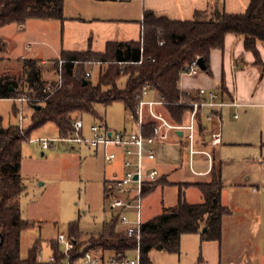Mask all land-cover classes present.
Returning a JSON list of instances; mask_svg holds the SVG:
<instances>
[{
    "label": "trees",
    "instance_id": "obj_1",
    "mask_svg": "<svg viewBox=\"0 0 264 264\" xmlns=\"http://www.w3.org/2000/svg\"><path fill=\"white\" fill-rule=\"evenodd\" d=\"M207 13L208 10H197L190 20H173L145 10L140 40L109 41L103 51L63 49L54 64L58 79H43L42 63L37 58L23 59L21 88L14 76L0 77V98L17 99L25 95L31 106H40L33 108L32 124L25 129L19 125L3 126L0 118V264H63L66 258L58 239L50 241L53 260H40L37 243L28 257L20 255L21 233L30 226L20 207L25 189L22 146L32 129L54 122L60 137L74 135L73 123L80 114L101 119L98 105L106 108L115 101L122 102L129 114L134 115L145 87L170 102L181 97L187 99L188 95L179 87L182 71L195 58L202 57L207 66L204 71L209 72L211 52L224 48L228 34L244 37L245 48L255 54V63L264 71L257 48V40L264 41V0H250L243 13H228L222 7L210 15ZM31 18L64 21V0H0V28L11 23L24 25ZM5 51L6 44L0 37V61ZM60 60H63L61 67ZM92 62L100 63L95 81L85 68ZM123 77L126 83L121 87ZM188 108L171 103L168 112L172 120L182 122ZM162 181L148 183L144 194L167 183ZM194 184L202 192V201L189 203L180 189L176 206L164 208L143 221L140 257L144 264L150 263L152 250L179 253L183 234L201 233L207 240L221 238L222 217L230 211L221 201L225 186L221 162L213 164L209 181ZM69 236L75 245L73 257L93 249L122 259L137 247L136 238L126 236L117 215L105 221L102 229L90 234L84 243L77 245L82 237L77 222L70 223Z\"/></svg>",
    "mask_w": 264,
    "mask_h": 264
},
{
    "label": "rangeland",
    "instance_id": "obj_2",
    "mask_svg": "<svg viewBox=\"0 0 264 264\" xmlns=\"http://www.w3.org/2000/svg\"><path fill=\"white\" fill-rule=\"evenodd\" d=\"M136 2V0H64V15L69 18L67 22L31 18L24 25L11 23L1 27L0 36L11 43V47L5 51L4 59L0 61V77L14 76L21 88L24 58L45 59L47 62L42 66L51 68L60 57L63 46L80 43L78 41L80 33L77 34L75 28L77 23L70 18L99 17L110 9L123 10L130 3ZM219 8L221 9L219 5L212 6L207 14L210 15ZM98 64L92 62L85 65L93 81L98 78ZM43 72L49 81L54 76L60 78L58 72L46 74ZM125 83L126 77H123L119 84L123 87ZM97 109L101 119L89 114L83 116L80 114L78 117L84 123L82 142L60 139L58 126L54 122H47L32 129L29 139L23 143L21 174L25 189L20 196V207L22 217L30 226L21 233L22 258L28 257L30 249L37 243L41 249L40 260H50L52 257L50 241L56 240L59 234H63L67 240H72L69 236L71 222H77L82 233L78 245L84 243L90 234L100 231L103 223L119 212L110 206L105 193V181L115 177V173L117 176L122 175V162L120 159L108 162L102 147L95 151L85 140L91 137L90 127L93 124L104 123L115 130L131 129L130 114L120 101H115L106 108L98 105ZM33 112L34 109L28 101L0 98V118L3 126L19 125L24 129L28 128L32 124ZM223 114L221 128L224 142L217 147V151L223 161L222 177L225 183L223 191L229 196L235 192L233 184L240 181L245 173L250 172L253 181L263 180L264 110L249 108V113L246 114L241 109L237 120L231 118L228 109H225ZM42 139L49 140L48 148L42 147ZM184 171L183 167H178L170 175V180L180 181L184 177ZM179 184L173 185L169 181L151 193L147 201L150 202V212H160L162 202L166 206L176 204L180 189L188 201L197 200L199 191L186 187L191 182ZM60 249L63 252V244H60ZM99 251L109 255L106 251ZM136 256V250L129 252L130 258Z\"/></svg>",
    "mask_w": 264,
    "mask_h": 264
},
{
    "label": "crops",
    "instance_id": "obj_3",
    "mask_svg": "<svg viewBox=\"0 0 264 264\" xmlns=\"http://www.w3.org/2000/svg\"><path fill=\"white\" fill-rule=\"evenodd\" d=\"M136 1L135 4L130 3L123 10L110 9L99 17L70 18L77 23L75 28L77 34L80 33L78 38L80 43L66 44L65 47H62V50H86L91 48L94 51H103L109 41H138L142 38V20L145 10H153L157 15L167 16L173 20H190L197 10H208L216 5H219L228 13H243L250 0ZM67 19L69 18L66 17V22ZM65 31L67 30L65 29ZM2 39L6 43V51L9 50L11 43L9 44L4 38ZM257 48L260 59L264 64V41L257 40ZM39 60L42 64L47 62L45 59ZM255 61V54L245 48L244 37L228 34L224 48L214 49L211 52L210 71L202 70L196 76L182 75L180 89L183 92L195 94L199 87L213 88L222 92L226 100L236 102V105H227L223 108L221 124L225 109L229 110L230 116L234 120L239 119L241 109L246 114L249 113V108L264 110V71L260 69ZM98 65L100 69V63ZM43 71H45V74L47 72H57L54 66L51 68L42 66L41 75L45 80L48 79ZM55 79L57 78L54 76L51 80ZM130 121L132 124L131 129H133L134 121L131 116ZM218 127L219 123H213L207 124L204 130L201 129V138L204 143L202 146L211 150L213 164L221 162V165H223L217 151V147L224 142L223 133L220 144L215 146L207 144L211 131L216 130ZM131 129L124 128L122 130ZM262 144L264 145V141ZM95 151L98 150L95 149ZM118 159L121 160V156ZM146 166L157 167L160 172L159 180H163L162 182L167 181V183L159 184L154 190L145 194L143 220H148L161 213L164 208L176 206L178 203V199L176 204L170 206H166L162 202L160 212H150V202H147L149 201V195L154 193L160 186L168 184L169 181L173 185L191 182L186 187L197 189L199 196L197 195L196 201H188L187 198L186 200L189 203H197L202 201L203 197L201 190L194 183L211 179V170H208L209 165L206 156L203 154L196 155L195 166L199 173L194 174L188 168L182 144L174 135L168 142L158 147L155 160H146ZM180 166L185 170L184 177L180 181H171L170 175ZM261 184L262 182L253 181L251 173L248 172L242 175L240 181L233 184L235 187L234 194L226 196L223 191L224 188L222 189L221 201L230 211L222 217V234L219 240L204 239L201 233L183 234L179 253L152 250L149 254L150 263L148 264H264V194H261L264 191L261 189Z\"/></svg>",
    "mask_w": 264,
    "mask_h": 264
},
{
    "label": "built area",
    "instance_id": "obj_4",
    "mask_svg": "<svg viewBox=\"0 0 264 264\" xmlns=\"http://www.w3.org/2000/svg\"><path fill=\"white\" fill-rule=\"evenodd\" d=\"M62 64L63 60H60V67ZM200 72L202 69L197 57L186 66L181 76H196ZM186 94L187 99L181 97L176 102H170L145 87L143 98L138 102L135 114L130 115L134 121L133 129L115 130L104 123L93 124L90 127L91 137L85 140L87 144L97 150L102 147L108 162H114L121 156L122 175H116L108 180L105 193L111 208L119 210L116 215L126 236L136 238L137 256L116 259L114 256L104 255L101 251L89 249L82 255L73 257L74 242L67 240L63 234H59L57 239L64 245L63 252L66 255L63 264H144L140 257L144 190L148 183L157 181L160 176L157 167L146 166V160H155L158 147L168 142L174 135L183 146L190 171L194 174L199 173L195 166V157L198 154L206 156L208 170H211L213 155L208 147L202 146L204 143L201 138V129L207 124L219 123V127L211 131L207 144L212 146L220 144L222 142L221 112L225 106L237 104L226 100L219 90L204 86L199 87L195 94L190 92ZM17 99L28 100L25 95ZM171 103L189 107L182 122L171 119L168 112V106ZM73 126L76 135L60 137V139L69 142L84 141L81 136L84 128L83 120H75ZM179 132L182 134L180 135ZM41 143L43 148H48L50 145L47 139H42ZM261 189L264 191V176ZM50 260H53V257Z\"/></svg>",
    "mask_w": 264,
    "mask_h": 264
},
{
    "label": "water",
    "instance_id": "obj_5",
    "mask_svg": "<svg viewBox=\"0 0 264 264\" xmlns=\"http://www.w3.org/2000/svg\"><path fill=\"white\" fill-rule=\"evenodd\" d=\"M5 44H6V43H5ZM198 64H199V66L201 67V69H202L203 71L206 70L207 66H206L205 60H204L202 57L198 58ZM83 82H84V83H87V79L84 78V79H83ZM11 88H12V87H11ZM32 108L39 109L40 106H39V105H37V106H36V105H33ZM179 134L181 135L182 132H179ZM206 231H207V227H204V228L202 229V232L205 233Z\"/></svg>",
    "mask_w": 264,
    "mask_h": 264
}]
</instances>
